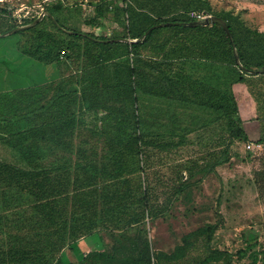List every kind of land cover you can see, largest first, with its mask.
Masks as SVG:
<instances>
[{
    "label": "trees",
    "instance_id": "1",
    "mask_svg": "<svg viewBox=\"0 0 264 264\" xmlns=\"http://www.w3.org/2000/svg\"><path fill=\"white\" fill-rule=\"evenodd\" d=\"M62 8V0L45 7L52 14ZM191 11L223 18L241 64L257 74L237 64L232 42L222 26L193 25L197 20L190 17ZM109 13L124 25V36L103 39L69 32L44 16L37 26L10 34L13 39L2 46L7 53L0 57V79L6 68L13 74L17 63L24 61L55 64L60 70V78L55 81L0 90V143L5 149L0 154V186L31 196L35 200L33 210L51 228L49 231L62 242L68 239L69 250L51 254L57 257L54 264H104L112 254L106 250L100 231L118 239L146 220L168 215L188 181L231 161L230 147L235 140L264 143L261 118L254 113L256 97L236 90L250 78L264 76V31L247 25L233 11L213 12L208 0H122L119 5L104 1L95 7V16L87 23L95 24ZM7 14L8 8L0 7V34L18 27L4 20ZM45 20L55 27V34L62 36L58 34L55 47H26L20 43L22 35L39 30ZM80 40L97 48L98 55L89 56V69L71 82L65 79L62 66L70 49H75L70 42ZM147 50L152 55L144 54ZM3 58L14 66L12 70L4 65ZM139 95L205 113L203 126L218 124V138L210 135L205 142L200 141V148H189L180 157L171 158L170 152L192 143L187 138L190 128L182 127L175 113L170 115L171 124L162 130L148 128L136 107ZM106 98L124 102L121 113L107 111L109 126L101 132L115 147L104 158H82L73 165L66 155L74 151L71 139L83 120V111L108 107L103 102ZM246 99L253 106L249 113ZM246 122L258 126V134L250 136ZM215 229L216 225L210 224L189 233L171 254H154V264L181 259L195 246V236L206 237L202 264H231L230 251L210 245ZM248 241L251 249L258 238L252 233ZM114 248L119 252L121 245ZM134 252L136 257L123 264H153L148 242L135 247ZM247 253L246 249L237 251L241 258ZM249 257V264L258 263L255 250ZM44 259L41 252L0 250V264H47Z\"/></svg>",
    "mask_w": 264,
    "mask_h": 264
},
{
    "label": "rangeland",
    "instance_id": "2",
    "mask_svg": "<svg viewBox=\"0 0 264 264\" xmlns=\"http://www.w3.org/2000/svg\"><path fill=\"white\" fill-rule=\"evenodd\" d=\"M57 1L59 0H2L0 7L9 10V14L4 15L5 21L11 26L21 27L31 24V19H37L46 10L45 7L48 4ZM104 1H111L113 5L122 4V0H62L63 8L53 11L51 18L60 28L69 32L79 31L103 39L124 36L125 27L113 19V13H109L107 17L98 20L95 24L87 23L95 16V7ZM208 1L213 12H239L247 25L264 31V0ZM74 3L78 5L74 6ZM58 34H55V27L49 20H45L39 30H32L22 35L20 43L26 47L42 44L49 49L54 46L55 41L59 42L58 38L61 35ZM13 37L9 35L0 38V57L7 53L2 46L10 42ZM64 38L69 39L66 36ZM70 45L75 46V49H70V55L66 57L67 62H64L62 66V73L64 77L66 76L65 79L74 82L89 69V56L93 54L97 56L98 50L90 47L83 40L78 43L70 42ZM144 54L152 55V52L147 50ZM3 60L4 65H8L9 70H12L14 66L9 60L5 58ZM16 66L18 69L13 71V74L8 73L7 68L5 69L4 77L0 79V90H15L49 83L60 78V70L55 64H34L31 61H24V63L18 62ZM236 88L244 95L253 94L256 97L254 113L261 118L264 132V76L250 78L247 84H241ZM246 101V112L249 113L253 106H250L247 99ZM103 102L108 107L83 111V120L71 139L74 151L66 155L73 165L82 158H104L110 155L115 147L114 143L101 132L104 127L109 126V122L105 120L107 111L121 113L124 111V102L113 98H106ZM136 107L138 113L146 119L147 127L154 128L156 132L162 130L165 125L171 124L172 113L180 117L182 127L190 128L187 131V138L192 143L170 152L171 158L180 157V154L183 155L184 150L189 148H200V141L205 142L210 135L214 140L219 136V125L203 126L207 115L199 110L184 108L148 95H139ZM254 126L255 124L246 122L250 136L258 134L259 127ZM170 138L166 137L165 140ZM177 139L175 137V140ZM247 144L248 142L235 140L230 147L232 158L229 163L217 166L214 171L199 174L188 181L185 192L172 206L168 215L156 220H146L144 224L133 227L129 233L122 235L123 237H118L119 240L107 231H100V236L106 243V250L112 254V257L104 264H123L131 260L136 257L134 248L143 242L149 243L154 264L156 263L154 254L157 252L171 254L184 243L185 236L210 224L216 225L211 247L230 251L233 254L231 264H249L251 261L249 254L254 250L259 255L257 264H264V143L254 148H248ZM4 152L5 149L0 143V154ZM60 153L65 152L60 151ZM0 200L2 202L0 208L1 251L14 249L41 252L46 258L42 261L43 263L54 264L57 257H52L51 254L56 256L60 249L69 250L68 239L62 242L63 240L52 234V231H49L51 228H47L43 219L35 213L33 210L35 200L31 196L19 189L0 186ZM252 233L257 236L258 243L249 249L247 244L249 235ZM194 242L195 246L190 247L181 259L164 260L163 264H202L201 261L206 254L204 246L206 237L195 236ZM117 245H121L119 252H115L114 246ZM239 249H246L247 256L239 257L237 255ZM70 255L75 261L76 257L71 253Z\"/></svg>",
    "mask_w": 264,
    "mask_h": 264
},
{
    "label": "water",
    "instance_id": "3",
    "mask_svg": "<svg viewBox=\"0 0 264 264\" xmlns=\"http://www.w3.org/2000/svg\"><path fill=\"white\" fill-rule=\"evenodd\" d=\"M44 16H50L52 17V14L48 11V10H45L34 22H32L31 24L29 25H25V26H21V27H17L15 29H12L8 32H5L3 34H0V37H6L10 34H13L15 32H17L18 30H22V29H25V28H29V27H32L34 26L35 24H37L38 22H40ZM214 23H217L219 24L220 26L223 27V29L226 31V33L228 34L231 42H232V46H233V50H234V55H235V59H236V62L237 64L240 66V68H242L243 70H248L246 69L242 64H241V61H240V58H239V55L237 53V49H236V45H235V42H234V38H233V35L230 31V28L227 24V22L221 18L220 16H217V15H212L208 18H206L205 20L203 21H195L193 22V25H210V24H214ZM164 25V24H162ZM153 29V28H151ZM148 33V32H147ZM147 33L144 35V37L147 35ZM125 41H131L130 39H124ZM112 41V40H111ZM249 72L253 73V74H257L258 71L256 70H248Z\"/></svg>",
    "mask_w": 264,
    "mask_h": 264
},
{
    "label": "built area",
    "instance_id": "4",
    "mask_svg": "<svg viewBox=\"0 0 264 264\" xmlns=\"http://www.w3.org/2000/svg\"><path fill=\"white\" fill-rule=\"evenodd\" d=\"M0 1H2V0H0ZM189 15H190V17H191L192 19H195V20H197V21H203V20H205L206 18L212 16V14H209V13H207V12H200V11H191V12L189 13ZM260 146H261V144H256V143H252V142H249V143L247 144V147H248V148L260 147Z\"/></svg>",
    "mask_w": 264,
    "mask_h": 264
},
{
    "label": "crops",
    "instance_id": "5",
    "mask_svg": "<svg viewBox=\"0 0 264 264\" xmlns=\"http://www.w3.org/2000/svg\"><path fill=\"white\" fill-rule=\"evenodd\" d=\"M236 14H239V12H238V13H236Z\"/></svg>",
    "mask_w": 264,
    "mask_h": 264
}]
</instances>
